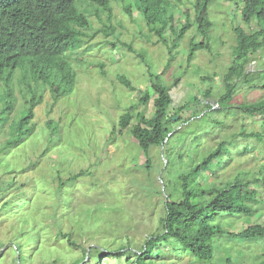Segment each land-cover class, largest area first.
<instances>
[{
  "label": "rangeland",
  "instance_id": "rangeland-1",
  "mask_svg": "<svg viewBox=\"0 0 264 264\" xmlns=\"http://www.w3.org/2000/svg\"><path fill=\"white\" fill-rule=\"evenodd\" d=\"M194 1L172 0L177 8L171 26L176 30L185 24L186 13L193 17ZM236 2H213L209 10L213 22L210 39L206 42L197 34L195 26L190 28L174 49L175 57L171 61L167 47L148 31L140 12L132 5L129 14L126 3L112 2L111 23L116 26L121 42L131 44L132 49L121 44L112 48L105 41L113 37L95 35L91 48L68 59L74 70L72 91L55 100L46 89L33 111L30 122L35 126L33 133L18 146L6 150L3 146L11 137V125L33 96L22 82V71L15 73L10 86L16 102L7 120L0 121V264H52L54 261L56 264H128L126 253L138 250L150 235L160 230L166 197L171 192L176 200L181 197L176 194V188L166 187V180L173 183L175 179L171 169H164L168 161L170 166L173 163L164 154L165 147L152 146L146 156L130 133L138 114L150 118L154 113L153 100L147 103L141 100L151 87L147 64L168 85L176 77L181 79L170 91L171 114L189 103L183 113L173 115L177 119L172 127L181 134L174 145L176 151L181 150L180 153L188 156L197 153L195 159L199 160L223 138L233 156L220 172L226 179L233 178L237 169L264 164V137L262 140L254 135L229 137L242 126L247 132H260L264 136V115L251 117L230 111L227 112L230 117L224 118L225 114L216 110L219 123L213 128L209 112L200 113L196 120L192 112L194 109L201 112L193 99L202 100L204 89L212 88L211 100L207 99L211 104L215 103L213 96L224 92L223 74L232 64L235 28L242 27L247 32L257 30L255 23L243 22ZM102 18L107 19L106 13ZM95 20L93 15L91 22L96 27ZM165 37L170 38L169 28ZM198 44L205 47L194 50L188 62L190 48ZM245 68L264 70V50L253 55ZM120 77L128 80L133 89L123 85ZM238 85L230 100L232 107L264 100V85L253 88L245 83ZM7 90L0 82V113L7 101L4 97ZM150 96H154L152 91ZM126 113L133 119L128 128L121 130L119 120ZM180 116L186 117L184 124L178 121ZM50 121L57 130L53 135L49 134ZM191 134L196 135V140ZM175 163L179 169L183 166V161ZM253 171L256 172V167ZM74 174L79 177L70 181ZM201 174L202 178L197 176L194 180L198 185H211L217 178L206 170ZM249 178L252 177L249 175ZM260 211L251 219V224L264 225V209ZM221 224L234 233L247 226L242 220H223ZM59 231L73 236L63 237ZM69 238L74 245L69 243ZM17 243L22 245L24 256H20ZM122 247H126L125 254L120 258L108 255ZM215 247L213 264H229L227 258L232 259L230 264L264 261V241L247 244L224 237L216 240ZM171 250L172 244L160 241L152 257L158 264H193L190 256L177 257ZM160 252L163 257L157 256ZM130 256V259L134 257Z\"/></svg>",
  "mask_w": 264,
  "mask_h": 264
},
{
  "label": "trees",
  "instance_id": "trees-1",
  "mask_svg": "<svg viewBox=\"0 0 264 264\" xmlns=\"http://www.w3.org/2000/svg\"><path fill=\"white\" fill-rule=\"evenodd\" d=\"M116 1L126 3L124 6L129 14H131L129 10L132 5L140 12L148 31L167 47L170 61L175 57L174 49L178 47V43L190 28L195 26L197 34L206 42L210 39L213 22L209 10L211 4L217 0H195L192 4L193 17L191 18L189 12L186 13L185 24L179 30L171 26L177 8L172 0H0V82L8 88L4 95L7 101L1 109L0 121L7 120V115L16 102L10 84L17 71H22L20 75L22 82L27 84L33 95L30 98L31 101L27 100L28 104L12 123L11 137L6 141L3 149L9 150L13 148L12 146H18L33 133L35 126L30 123L34 116L33 111L41 102L42 94L46 89L55 100L72 91L74 70L68 59L74 53L91 48L95 35L104 34L106 37H113V40L105 41L112 48L121 44L122 47L132 49L131 44L121 42L116 33V26L111 23L113 9L111 3ZM236 5L243 22L247 25L255 23L257 30L247 32L242 27L235 28L236 45L232 51V64L223 74L224 92L213 96L215 103L211 104L207 101V99L211 100L212 88L210 87L204 89L205 94L202 95V100L197 97L193 99L196 105L201 107L199 113H197L198 109L193 108L195 120L200 113L205 115L209 112L212 117L211 122L214 124L213 128H217L216 123H219L215 118L216 110H221L225 114L224 118L230 117L227 113L230 111L242 112L251 117L264 115V100L242 103L236 108L232 107L230 102L238 84L245 83L248 86L251 85L250 88L258 84L264 85V70L250 71L245 68V64L253 55L264 50V0H238ZM103 13L107 15L106 20L102 18ZM93 15L96 16V27L91 22ZM168 28L170 38L165 37ZM204 47L203 44L193 45L187 54V61L190 62L193 58L194 50ZM143 54L144 52H141L142 57ZM146 68L151 87L141 100L147 103L152 99L154 113L150 118L138 114L130 133L146 156L152 146L165 147L164 154H168V159L173 163L170 166L168 161L164 169H171L175 179L173 183L166 180V187L170 188L171 185L172 189L176 188V194L181 199L176 200L177 197L173 196V192L168 194L164 202V215L160 218V230L150 235L138 250L128 251L125 256L126 262L128 264H158L152 255L160 241L172 244L171 252L175 256L179 257L182 254L190 256L193 264H213L216 258L215 242L219 238L228 237L247 244L263 242L264 225L251 224L250 221L261 212L260 209H264V164L253 166V168L256 167V172L253 168L237 169L233 178L226 179L220 176V172L225 170L233 156L229 153L223 138L218 141L214 149H211L207 155L201 156L199 160L195 159L197 153L188 156L180 153L181 150L176 151L174 145L181 134L179 129L175 130L172 127L173 115L183 113L189 103L171 114L170 107L173 99L170 91L172 87L180 83L181 79L176 77L173 84L168 85L160 75L152 72L149 64ZM255 74L259 75L255 78ZM119 79L123 85L131 87L130 82L124 77ZM211 80L213 81L210 78ZM39 89H42L41 93ZM150 91L154 94L152 98ZM200 101L202 103L198 104ZM187 117L189 118L188 115ZM185 118L181 119L180 116L178 121L184 124ZM132 119L133 116L130 114H123L119 120L120 129L128 128ZM48 124L49 134L53 135L57 131L54 122L50 121ZM246 129L242 126L238 130H233L229 137L254 135L259 140L264 137L260 132L250 133ZM191 135L194 136L193 140H196V135ZM262 158L264 159V156ZM176 160L183 161L180 169L176 167ZM185 161L186 164H184ZM149 163L150 159L147 157V168ZM203 170L217 176L211 185L206 183L198 185L194 181L197 176L202 178ZM249 175L252 178H249ZM78 177V174H74L70 181ZM223 220H242L247 226L237 233L229 232L221 224ZM59 233L63 237L73 236L70 232L65 234L59 231ZM69 243L73 244L71 238ZM17 244L20 247V256H24L25 254L21 251L22 245ZM125 248L122 247L116 253L108 255L120 258L118 256L125 254ZM162 253L160 252L157 256L163 257ZM130 255L134 257L130 259ZM226 261L231 263L232 259L227 258ZM52 264H56L55 261ZM257 264H264V261Z\"/></svg>",
  "mask_w": 264,
  "mask_h": 264
},
{
  "label": "water",
  "instance_id": "water-1",
  "mask_svg": "<svg viewBox=\"0 0 264 264\" xmlns=\"http://www.w3.org/2000/svg\"><path fill=\"white\" fill-rule=\"evenodd\" d=\"M177 119V117H174L173 120L175 121Z\"/></svg>",
  "mask_w": 264,
  "mask_h": 264
}]
</instances>
